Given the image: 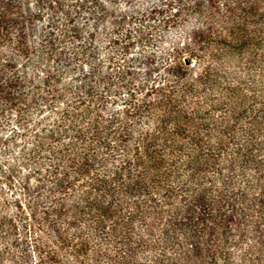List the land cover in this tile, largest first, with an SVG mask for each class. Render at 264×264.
I'll return each mask as SVG.
<instances>
[{"label": "trees", "instance_id": "16d2710c", "mask_svg": "<svg viewBox=\"0 0 264 264\" xmlns=\"http://www.w3.org/2000/svg\"><path fill=\"white\" fill-rule=\"evenodd\" d=\"M109 3L0 0V264H264V0Z\"/></svg>", "mask_w": 264, "mask_h": 264}, {"label": "rangeland", "instance_id": "374dc122", "mask_svg": "<svg viewBox=\"0 0 264 264\" xmlns=\"http://www.w3.org/2000/svg\"><path fill=\"white\" fill-rule=\"evenodd\" d=\"M101 2H102V4H103V6H104L106 9H108L109 14L111 13L112 10L115 11V13L118 14V12L116 11V7L113 6V5H111V4L109 3V0H101ZM119 10H120V12L124 11V5H121V6L119 7ZM110 19H111V18H110ZM114 20L116 21L115 18H114ZM49 97H50V96H47V97H46L47 100L44 102V103H46L45 105L43 104L42 106H39L38 111H37V113H36V116L34 117V121L42 120V118H45V117H47L49 114L52 113V111H51V109H50V106H49ZM63 97H64V95H63ZM65 97L69 98L68 93L65 94ZM49 112H50V113H49ZM6 134H9V132H6ZM6 134H5V135H6ZM9 147H10L9 149L12 148V147H11V144H10ZM1 148H2V146H1Z\"/></svg>", "mask_w": 264, "mask_h": 264}, {"label": "water", "instance_id": "95a60500", "mask_svg": "<svg viewBox=\"0 0 264 264\" xmlns=\"http://www.w3.org/2000/svg\"><path fill=\"white\" fill-rule=\"evenodd\" d=\"M187 63V62H186Z\"/></svg>", "mask_w": 264, "mask_h": 264}]
</instances>
